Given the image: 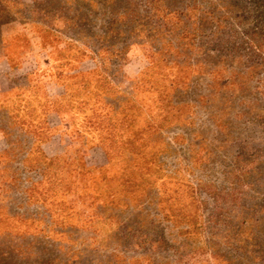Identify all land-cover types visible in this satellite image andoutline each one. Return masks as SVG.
<instances>
[{
    "label": "rangeland",
    "instance_id": "obj_1",
    "mask_svg": "<svg viewBox=\"0 0 264 264\" xmlns=\"http://www.w3.org/2000/svg\"><path fill=\"white\" fill-rule=\"evenodd\" d=\"M0 264H264V0H0Z\"/></svg>",
    "mask_w": 264,
    "mask_h": 264
}]
</instances>
